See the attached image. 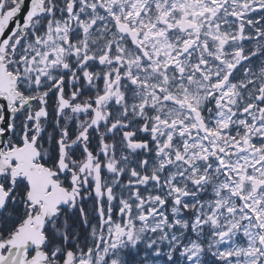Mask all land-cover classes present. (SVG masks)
I'll list each match as a JSON object with an SVG mask.
<instances>
[{
  "label": "snow or ice",
  "instance_id": "snow-or-ice-1",
  "mask_svg": "<svg viewBox=\"0 0 264 264\" xmlns=\"http://www.w3.org/2000/svg\"><path fill=\"white\" fill-rule=\"evenodd\" d=\"M0 264H264V0H0Z\"/></svg>",
  "mask_w": 264,
  "mask_h": 264
}]
</instances>
